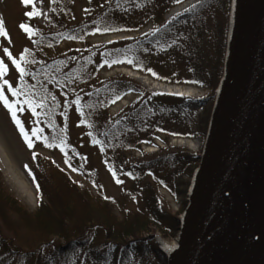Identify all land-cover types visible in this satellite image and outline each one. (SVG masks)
Returning <instances> with one entry per match:
<instances>
[{
  "label": "trees",
  "instance_id": "trees-1",
  "mask_svg": "<svg viewBox=\"0 0 264 264\" xmlns=\"http://www.w3.org/2000/svg\"><path fill=\"white\" fill-rule=\"evenodd\" d=\"M184 1L111 0L95 15L73 24V0H51L46 26H26L32 32H28L32 46L20 60L25 74L21 79L19 72L15 88L20 95H12V100L20 102L16 108L32 114L39 135L53 146H46L44 139L40 143L61 151L70 167L92 180L97 195L91 186L76 185L48 158H38L33 175L37 207L29 212L7 191L0 169V220L15 239L25 232L32 241L24 248L0 234L1 264H76L82 251L116 264L132 255L153 256L157 264H168L160 236L175 237L181 231L179 215L188 207L187 192L200 154L172 146L143 157L130 154L157 139L166 143L171 137L206 139L225 73L232 25V0H200L190 8L189 18H164ZM121 4L130 18L126 26L113 20L110 12ZM227 8L226 19L223 12ZM149 24L153 29L136 38L103 44L87 41L96 33H135ZM65 41L80 43L82 48L63 55L60 45ZM36 61L41 64L36 66ZM121 64L160 82L202 88L206 94L196 99L147 91L124 76L101 80L102 69ZM129 93L138 94V99L123 115L111 119L108 107ZM26 99L34 101L39 115L23 103ZM74 106L93 144L113 157L117 181L126 178L121 198L105 196L96 170L88 168L85 156L73 146L67 121ZM161 188L177 201L179 212L168 208ZM131 203L137 207L131 208ZM112 207L123 213L121 219Z\"/></svg>",
  "mask_w": 264,
  "mask_h": 264
},
{
  "label": "water",
  "instance_id": "water-1",
  "mask_svg": "<svg viewBox=\"0 0 264 264\" xmlns=\"http://www.w3.org/2000/svg\"><path fill=\"white\" fill-rule=\"evenodd\" d=\"M231 64L169 264H264V0H241Z\"/></svg>",
  "mask_w": 264,
  "mask_h": 264
},
{
  "label": "rangeland",
  "instance_id": "rangeland-1",
  "mask_svg": "<svg viewBox=\"0 0 264 264\" xmlns=\"http://www.w3.org/2000/svg\"><path fill=\"white\" fill-rule=\"evenodd\" d=\"M110 1L111 0H73L71 10L72 23L77 24L82 20L95 15L101 11ZM198 1L199 0H187L178 6L172 7L165 14L164 18L166 20H170L176 16L182 17L184 19L189 18L190 8ZM50 2L51 0H32V3L26 5L22 3V0H0V21L3 22L4 30L7 32V36L0 35V61H3L8 66L7 73L3 77H0V89L4 90V94L11 102H13L12 93L7 90L8 85H4L3 80L7 79L9 84L12 85V87H15L20 79V73L12 64L11 58L19 60L21 53H23L26 48L32 46L31 36L28 34V32L22 29L20 25L23 24L27 26L28 24H33L40 27L46 26L50 16ZM123 5L125 4H121L119 7L117 6L111 9L110 12L112 14L113 20L119 22L122 26H126V23L130 20V18L128 15H126V7H120ZM90 7L94 9L91 12H89ZM33 11L39 14L33 16L27 15L28 12ZM228 11L229 8L225 9L223 12V16L226 19L229 16ZM152 29V24H149L143 30L135 33H96L89 36L87 41L89 44H103L115 40L127 38L131 39L142 36L143 34L150 32ZM5 48H7L8 52L11 53V58L5 54ZM79 48H82V44L65 41L60 45V53L63 55L72 52L74 53ZM162 62L165 61L162 60ZM40 64V61H36V66H39ZM156 65H160V63L155 64V66ZM163 66L168 65L163 63ZM164 72H167V68L164 70ZM99 76L101 80H107L117 76H124L137 82L147 91L164 93L187 92L185 93L186 95L196 99L201 98L206 94V91L202 88L160 82L148 75H144L135 71L132 66L127 64H121L111 68L106 67L100 71ZM172 88H174V90H172ZM138 97V94L130 93L123 99L125 100V103H122V100L108 107L107 110L110 118L115 119L123 115L124 112L133 105ZM16 115L31 137L33 144L31 148L25 142V139L21 135L16 124L12 121V117L8 110L4 107L3 103L0 102V169L7 191L17 198L26 210L29 212H34L37 207V190L33 178V175L37 169L36 160L38 158H48L57 166L66 171L71 176L73 182L76 185L80 186L84 184L91 186L90 188L93 190L96 196L97 190L92 184V180L86 177L85 173L76 169L73 171L74 168L68 165L65 155L61 151L57 149L50 150L44 147L40 143L39 139L36 138V136H32L31 129L35 128L32 114L26 111H17ZM67 125L70 140L73 146L78 150L79 153L85 156L88 162V168L96 170L99 184L105 196L107 198H121L126 192V178H123L122 182L117 181L113 171V157L111 155H107L100 147L93 144L88 129L81 123V116L76 106H74L71 111H68ZM181 140L187 141V144L179 143ZM205 141L206 140L198 137L194 139L171 137L168 143L157 139L153 146L144 145L142 146L141 150L133 152L130 155H133L134 157H143V155L147 154L148 152H157L159 148H162L165 145L168 147H177L201 154L205 147ZM190 143L194 146L190 147ZM36 155H38V157ZM122 155L126 158V153H122ZM12 173H14L17 178H20L26 184L27 195L22 194V191L18 188L17 182L14 180ZM160 193L164 197V202L168 208L172 212H179V204L171 196L168 190L161 188ZM129 206H131V208L137 207L135 203H131ZM124 207L126 209V204ZM112 208L118 218L121 219L123 213H121L119 208ZM182 215L183 213H180L179 217L181 218ZM0 234H2L4 238L11 239L15 245H22L24 248L30 246L32 242L29 240V235L25 232L20 233L19 236L16 237L18 239H15L14 234L4 226L1 220ZM158 235L160 236L161 234L159 233ZM160 237L162 238L164 244L171 248L173 244L178 242L179 234H177L175 237L169 238L162 237V235ZM79 256H81V259L78 260L76 264H116L114 260L104 256L92 255V257L89 254L83 255V251ZM120 264H157V261L153 256L132 255L122 260Z\"/></svg>",
  "mask_w": 264,
  "mask_h": 264
},
{
  "label": "snow or ice",
  "instance_id": "snow-or-ice-1",
  "mask_svg": "<svg viewBox=\"0 0 264 264\" xmlns=\"http://www.w3.org/2000/svg\"><path fill=\"white\" fill-rule=\"evenodd\" d=\"M22 3L27 5L29 3H32V0H22ZM193 7H195V6H193ZM38 14L39 13H36L34 11L27 13V15H29V16L38 15ZM20 27L22 29H24L26 32H29L30 35L32 34L30 29L28 27H26L25 25L21 24ZM0 35L7 36V32L4 30L2 21H0ZM4 52H5V54H7L11 58V53L8 52L7 48L4 49ZM23 58H24L23 57V53H21V56H20L19 60L15 59V58H11V62L15 66V69L21 73V79L23 78V75L25 74V69L21 66V63H20V60H23ZM7 71H8V66L3 61H0V77H3L7 73ZM148 71H151V69H148ZM3 84L4 85H8V89L7 90L10 91L13 96L20 95V92L15 87H12V85L9 84V81L7 79L3 80ZM0 102H2L4 107L8 110L9 114L12 117V121L16 124V126L19 129L21 135L24 137L25 142L31 148L33 146L31 137L29 136V134L25 130L22 122L18 119V117L16 115L17 111H23V108H16V104L20 103V102L19 101L11 102L9 100V98L4 94V90L3 89H0ZM23 103L29 105L33 115H39V113L36 112L34 101H32L31 99H26L25 101H23ZM40 131L41 130L39 128H32L31 129V134H32V136H36L37 139H44L45 143H46V146H48V147L53 146L52 144H48L47 143L46 138H44V137L39 135ZM73 171H75V169H73Z\"/></svg>",
  "mask_w": 264,
  "mask_h": 264
},
{
  "label": "bare ground",
  "instance_id": "bare-ground-1",
  "mask_svg": "<svg viewBox=\"0 0 264 264\" xmlns=\"http://www.w3.org/2000/svg\"><path fill=\"white\" fill-rule=\"evenodd\" d=\"M240 3H241V0H234V12H235V14H237V12H238V10L240 8ZM233 45H234V33H232V38H231V46H230L228 62H227V66L228 67L230 66L231 60H232V52H233V48H234ZM163 88H165V87H163ZM172 90H174V88H172ZM185 93H187V92H184V94ZM218 102H219V99L217 101V107L216 108H218ZM122 103H125V100H123ZM179 143L187 144V141L181 140ZM189 146L193 147L194 145H191V143H190ZM12 176H13L14 180L17 182L18 188L22 191V194L23 195H27L26 194L27 193L26 184L20 178H17V176L14 173H12ZM178 247H179V241L176 244H173V246L170 248V253H171L170 258H171V260H172L173 255L175 254V252H176Z\"/></svg>",
  "mask_w": 264,
  "mask_h": 264
}]
</instances>
